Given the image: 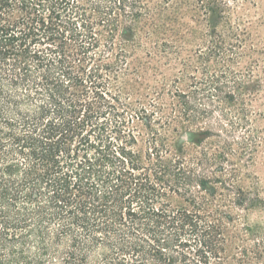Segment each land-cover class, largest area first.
I'll return each instance as SVG.
<instances>
[{
  "label": "trees",
  "instance_id": "trees-1",
  "mask_svg": "<svg viewBox=\"0 0 264 264\" xmlns=\"http://www.w3.org/2000/svg\"><path fill=\"white\" fill-rule=\"evenodd\" d=\"M245 1L0 0V264H264Z\"/></svg>",
  "mask_w": 264,
  "mask_h": 264
},
{
  "label": "rangeland",
  "instance_id": "rangeland-1",
  "mask_svg": "<svg viewBox=\"0 0 264 264\" xmlns=\"http://www.w3.org/2000/svg\"><path fill=\"white\" fill-rule=\"evenodd\" d=\"M252 1L254 2H241V6L233 5L235 7V13L239 11L240 17L247 18L248 16L255 21L253 28L250 30L252 33V41L248 43L255 51H252L248 48L249 46H247L245 49V57L240 60L239 65H235V68L246 70L253 64V70L257 76L254 77L253 81H250L249 85L251 88H255L256 84L261 83L260 89H258L254 98V107L257 112L261 114V117H259L257 121V125L262 129L264 134V0ZM232 17L234 19L235 15ZM140 55L145 57L143 53ZM254 59L256 62L252 61ZM170 74L171 72H167L166 75ZM141 81L148 85V90H150V87L154 89V70H151L148 74H143ZM192 128L196 129V127ZM244 170H248L254 177L259 179V186L262 190L261 193L264 196V142L259 147V152L256 155L254 164ZM249 179L252 180V178H246V184L250 183L251 180ZM242 222L264 223V211L262 209L251 210L250 213L242 219Z\"/></svg>",
  "mask_w": 264,
  "mask_h": 264
}]
</instances>
